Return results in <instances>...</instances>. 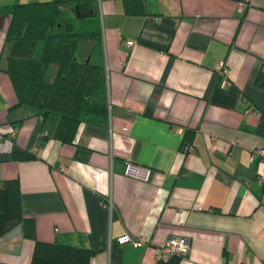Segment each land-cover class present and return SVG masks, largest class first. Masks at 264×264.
<instances>
[{"label":"crops","instance_id":"obj_1","mask_svg":"<svg viewBox=\"0 0 264 264\" xmlns=\"http://www.w3.org/2000/svg\"><path fill=\"white\" fill-rule=\"evenodd\" d=\"M29 1L0 0V181L20 180L36 237L90 248V264H162L155 248L171 235L191 246L166 264H264V167L251 157L264 148V0H143V13L96 0L109 119L82 121L73 142L54 136L59 114L18 104L7 72L11 7ZM95 43L81 40L76 59ZM128 160L151 178L127 175ZM127 233L148 242H120ZM34 245L21 222L0 237L1 258L28 264Z\"/></svg>","mask_w":264,"mask_h":264},{"label":"trees","instance_id":"obj_2","mask_svg":"<svg viewBox=\"0 0 264 264\" xmlns=\"http://www.w3.org/2000/svg\"><path fill=\"white\" fill-rule=\"evenodd\" d=\"M125 1L130 12H144L143 0ZM66 7H73L76 15L66 20L64 30ZM11 9L7 40L12 42L13 50L7 72L17 92L18 104L31 105L45 117L52 112L59 114L54 136L65 142H73L82 121L106 124L109 119L108 84L97 1L37 0L15 3ZM89 38H94L97 44L90 60L79 61L76 59L78 45ZM92 57H97L98 62ZM53 64L55 75L49 79ZM185 133L186 144H192L195 130L188 129ZM31 155L19 151L15 157L29 158ZM21 193L18 178L0 181V237L23 222L26 235L35 239L28 264H90L92 249L36 237L34 219L24 215ZM178 258L181 257L158 261L166 264ZM0 264L20 263L5 261L0 254Z\"/></svg>","mask_w":264,"mask_h":264},{"label":"built area","instance_id":"obj_3","mask_svg":"<svg viewBox=\"0 0 264 264\" xmlns=\"http://www.w3.org/2000/svg\"><path fill=\"white\" fill-rule=\"evenodd\" d=\"M241 5L244 9L251 4V0H240ZM135 41L130 39L127 41L128 44L132 45ZM222 73L227 76L230 74V69L225 64L224 61L219 64ZM5 136L0 133V141ZM194 146L192 144L187 145L188 150H192ZM252 159L260 157L262 165L264 167V148H258L253 151L251 155ZM125 173L131 177L141 179L143 181H148L151 178L152 168L145 166L134 161L128 160L125 165ZM260 176L264 177V172L260 173ZM105 204L112 207V200L110 198L105 199ZM119 241L122 243L131 242L134 246H139L148 242L145 237L132 236L131 234H126L119 237ZM191 246L190 237L188 235H171L167 241L159 247L155 248L156 258L161 261H169L173 257H186L189 253Z\"/></svg>","mask_w":264,"mask_h":264},{"label":"rangeland","instance_id":"obj_4","mask_svg":"<svg viewBox=\"0 0 264 264\" xmlns=\"http://www.w3.org/2000/svg\"><path fill=\"white\" fill-rule=\"evenodd\" d=\"M68 10H71V11H74V9H73V7H66ZM65 16H66V14H64ZM67 21H69V19H67ZM66 20H65V22L63 23V25H62V29H66V22H67ZM55 67V65L53 64L52 66H51V68H50V70H49V73H48V78L49 79H51V74H52V72H53V69H55L54 68Z\"/></svg>","mask_w":264,"mask_h":264}]
</instances>
